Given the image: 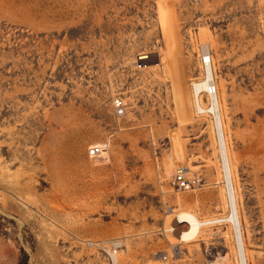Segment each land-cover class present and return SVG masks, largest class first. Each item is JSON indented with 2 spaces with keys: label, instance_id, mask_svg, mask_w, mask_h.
<instances>
[{
  "label": "rangeland",
  "instance_id": "374dc122",
  "mask_svg": "<svg viewBox=\"0 0 264 264\" xmlns=\"http://www.w3.org/2000/svg\"><path fill=\"white\" fill-rule=\"evenodd\" d=\"M204 55L264 264V0H0V264H239L229 222L186 242L175 223L228 214L214 117L193 104Z\"/></svg>",
  "mask_w": 264,
  "mask_h": 264
},
{
  "label": "bare ground",
  "instance_id": "6f19581e",
  "mask_svg": "<svg viewBox=\"0 0 264 264\" xmlns=\"http://www.w3.org/2000/svg\"><path fill=\"white\" fill-rule=\"evenodd\" d=\"M204 57H207V56L204 55ZM203 69H204L203 79L193 82L191 85L193 104H194V109L196 113L198 114H202V113L208 114L209 113L213 115L214 117V126H215L216 140H217L220 160H221L222 176L224 179V184H225L226 193H227L228 214L226 217L219 218V219L203 220V219H200L195 213L191 211L180 212L176 216L175 223H179V222L188 223L190 226V231L183 233V234H179L178 238L180 241L188 240L190 238H192L193 240L195 236L197 238V235L203 225L207 226L206 224H209V223H214L217 221H227L232 225L233 230H234L239 264H248L250 257L246 253L247 250L245 251V247H244L245 241L243 242V235H242V230H241L242 225L240 223V211L241 210L239 211V208H238L239 206L236 200V193H235V187H234V182H233L234 180L233 179L234 164L232 160L233 156L231 157V154H230L229 142H228L227 135L225 133V126L223 123L222 98L218 96L216 88H215V94H208L207 92L208 87L211 84H213V68L210 64H207V65H203ZM202 92H206V94L209 97L210 104H208V106H206L204 103V100L202 98ZM168 230L172 231V228L169 227Z\"/></svg>",
  "mask_w": 264,
  "mask_h": 264
},
{
  "label": "built area",
  "instance_id": "2783aa9c",
  "mask_svg": "<svg viewBox=\"0 0 264 264\" xmlns=\"http://www.w3.org/2000/svg\"><path fill=\"white\" fill-rule=\"evenodd\" d=\"M148 55L146 53L138 54L135 59L136 70H142L146 67ZM201 61L203 65L210 64V56H202ZM208 94H215V85L211 84L207 90ZM114 114L116 116H122L125 113L126 104L121 97H117L113 101ZM103 146L101 145H91L87 149V154L89 157H95L102 153ZM172 185L177 191H187L192 188L193 182L186 177L183 169H178L175 171L172 177Z\"/></svg>",
  "mask_w": 264,
  "mask_h": 264
}]
</instances>
